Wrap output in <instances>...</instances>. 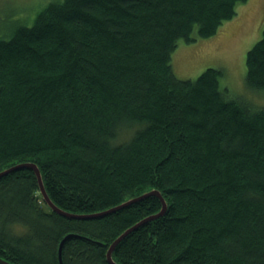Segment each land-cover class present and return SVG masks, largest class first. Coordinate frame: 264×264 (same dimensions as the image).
<instances>
[{"label":"trees","instance_id":"trees-1","mask_svg":"<svg viewBox=\"0 0 264 264\" xmlns=\"http://www.w3.org/2000/svg\"><path fill=\"white\" fill-rule=\"evenodd\" d=\"M247 0H49L0 35V170L31 161L52 202L88 214L156 189L165 212L113 248L119 264H264V107L207 67L175 77L178 42L214 34ZM195 32V35L193 34ZM264 90V27L245 56ZM162 207L146 196L66 217L29 168L0 177V257L109 264L110 243ZM1 264V263H0Z\"/></svg>","mask_w":264,"mask_h":264},{"label":"rangeland","instance_id":"rangeland-1","mask_svg":"<svg viewBox=\"0 0 264 264\" xmlns=\"http://www.w3.org/2000/svg\"><path fill=\"white\" fill-rule=\"evenodd\" d=\"M49 0H0V35L12 24L31 23ZM264 27V0H247L236 6L235 15L225 20L208 37L193 42L179 41L172 53V68L179 79H194L207 67L223 71L220 85L255 107H264V90L245 85V56ZM195 35V32L193 33Z\"/></svg>","mask_w":264,"mask_h":264},{"label":"water","instance_id":"water-1","mask_svg":"<svg viewBox=\"0 0 264 264\" xmlns=\"http://www.w3.org/2000/svg\"><path fill=\"white\" fill-rule=\"evenodd\" d=\"M19 168H30L34 171V174L37 178V181H38V186H39V191H40V194H41V197H42V200L47 204V206L57 212L58 214L60 215H63V216H66V217H73V218H91V217H97V216H102V215H105V214H108V213H111L113 211H116L118 209H121L129 204H131L132 202H135V201H138L146 196H149V195H156L159 197V199L161 200V203H162V207L161 209L154 213V214H151V215H148L144 218H142L141 220H139L138 222H136L135 224H133L132 226L126 228L123 232H121L109 245L108 249H107V252H106V257H107V261L109 264H118L117 262H115L113 259H112V251H113V248L116 246V244L125 236L127 235L129 232H131L132 230L136 229L138 226L142 225L143 223L147 222L148 220H151L153 218H156L160 215H162L166 208H167V202L165 200V198L162 196L161 192L156 190V189H152V190H148V191H145L143 192L142 194H140L139 196H136V197H133V198H130L126 201H123L117 205H114L112 207H109L107 209H104V210H101V211H98V212H94V213H88V214H76V213H72V212H68L66 210H63L62 208L58 207L56 204H54L52 202V200L50 199V197L48 196L47 192H46V189L44 187V184H43V181H42V178H41V174H40V170L38 168V166L34 163V162H31V161H25V162H20V163H17V164H14V165H11L5 169H2L0 170V177L9 173L10 171H13L15 169H19ZM78 234L76 233H67L63 239L61 240L60 244H59V248H58V258H59V264H63V261H62V246H63V243L65 240H67L68 238L70 237H73V236H77ZM0 263L1 264H14L13 262H10V261H7L3 258L0 257Z\"/></svg>","mask_w":264,"mask_h":264},{"label":"bare ground","instance_id":"bare-ground-1","mask_svg":"<svg viewBox=\"0 0 264 264\" xmlns=\"http://www.w3.org/2000/svg\"><path fill=\"white\" fill-rule=\"evenodd\" d=\"M29 169H30V168H29ZM31 170H32V169H31ZM33 172H34V171H33ZM40 174H41V173H40ZM41 178H42V177H41ZM62 239H63V238H62ZM62 239H61V240H62ZM60 242H61V241H60ZM59 244H60V243H59ZM106 258H107V257H106ZM112 259H113V258H112ZM118 264H119V263H118Z\"/></svg>","mask_w":264,"mask_h":264}]
</instances>
